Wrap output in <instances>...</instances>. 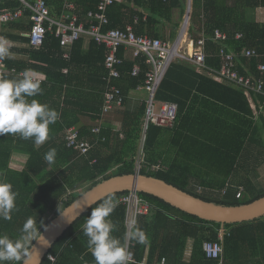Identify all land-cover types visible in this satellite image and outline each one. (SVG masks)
I'll return each instance as SVG.
<instances>
[{"label": "trees", "instance_id": "16d2710c", "mask_svg": "<svg viewBox=\"0 0 264 264\" xmlns=\"http://www.w3.org/2000/svg\"><path fill=\"white\" fill-rule=\"evenodd\" d=\"M17 1L6 0L3 6L16 8L20 6ZM46 1L52 15L63 12L65 0ZM72 1L76 4L75 12L80 21L89 25L87 14L97 10L100 0ZM135 3L144 12L134 10L127 14L129 3L116 2L109 6L107 16L110 22L104 30L126 29L128 21L133 24L134 16L138 15L140 21L134 25L138 34L148 32L152 37H164L155 32L154 27L172 24L174 29L169 38H177L188 0H135ZM257 7H264V0H192L188 33L196 40L203 33L207 36L209 65L220 68L219 50L225 45L227 50L237 53L241 74L260 75L258 65L264 62V22L249 17L251 10ZM176 10L181 22L174 21ZM145 14L148 15L147 20H144ZM8 26L6 38L22 42L25 46H10L11 58L4 59L6 70L2 78H20L13 69L43 75L42 93L28 99L48 105L58 112L59 117L49 125V138L38 148L33 140L22 139L18 134L0 135V181L9 183L12 191L17 193L12 219H0V234L16 238L27 218L31 217L38 226L46 227L52 218L97 183L115 175L136 172L147 99L133 103L131 94L145 84L149 67L143 56L125 60L119 67L121 76L113 81L125 96L124 107L102 118L104 93L108 87L105 46L93 39L86 44V37L82 36L68 49L70 57L65 58L67 49L61 46L60 39L54 34L49 32L44 45L35 49L29 46V38L21 36L18 31L26 29V25L20 21ZM216 29L227 33L228 39L214 40ZM237 33L243 36L237 39ZM248 48L256 49L258 56L246 57L244 52ZM19 54L25 57H19ZM120 55L124 56L123 49ZM137 63L141 66V73L133 76L132 70ZM64 69L67 73L63 72ZM155 99L176 102L178 115L170 129L149 125L140 173L164 179L207 201L226 205L250 203L264 195L263 186L254 184L247 176L264 164L263 97L258 99L256 113L242 89L224 84L189 64L177 61L170 66ZM101 118V130L94 133L92 130ZM115 121L120 123V127ZM72 126H77L80 136L92 144L85 155L67 146L66 131ZM168 131L172 134V142L164 149V137ZM52 148L56 149V157L55 162L49 164L44 156ZM14 152L28 156L23 170L11 167ZM156 165L160 167L152 169ZM241 170L247 173L241 184H228L229 178ZM201 185L204 188L202 193L197 191ZM240 186L245 191L238 198ZM129 192H116L106 198L114 196L119 201ZM140 195L152 204V210L149 215L139 218L138 226L145 232L147 243L132 241L136 262L131 264H142L147 250V264H153L154 260L161 262L162 258L166 259V264H172L184 238L195 239L188 264H264V217L223 226L176 208L155 195L144 192ZM103 200L64 232L42 264H95L83 225L92 208ZM125 213L126 207L118 203L108 218L115 226L112 235L122 243ZM222 227L225 228L221 240L223 254L220 259L208 258L204 242L219 240ZM49 254L56 257L54 262Z\"/></svg>", "mask_w": 264, "mask_h": 264}, {"label": "built area", "instance_id": "2783aa9c", "mask_svg": "<svg viewBox=\"0 0 264 264\" xmlns=\"http://www.w3.org/2000/svg\"><path fill=\"white\" fill-rule=\"evenodd\" d=\"M20 6L17 8L4 7L3 0H0V37L6 38V26L10 23L20 22L23 19L29 22V28L22 31V34L29 38V46L35 49L44 45L46 36L49 32L54 33L59 39L63 47L71 48L76 41L82 36L95 40L99 45L106 48L105 67L108 70V87L104 93V104L102 107V118L110 115L113 111L124 107L125 96L122 90L113 84L114 79L121 76L119 67L124 64L127 59V52H132L133 59L140 56L145 57L149 70L146 73V80L143 86L138 89L146 90L149 94L147 100L146 115L143 126V140L141 144V154L136 163V172H140L144 163V142L146 132L150 124L161 127H173L178 115V104L176 102L166 101L159 102L155 99L156 92L166 76L170 66L174 62H183L193 66L199 72L206 74L218 81L240 88L244 91L249 101L255 105L257 98L264 99V62L258 65L259 76L253 74H241L238 70L236 52L227 50L226 46H221L219 55L221 57V66L216 68L207 63V36L203 33L197 40L188 36L187 27L189 18L184 30L180 32L173 41L152 37L147 34H138L135 31V24L140 21L138 15L134 16V23L123 28H110L104 30V26L109 24L110 20L107 16V9L116 2L128 4L135 0H100L96 11H89V25L80 21L79 15L75 12L76 4L72 0H65L63 12L54 17L51 14L50 6L46 0H18ZM170 1V0H163ZM191 8V4L189 6ZM186 17V16H185ZM147 16H144L146 20ZM28 25V24H27ZM243 35L237 33L236 38L239 39ZM7 39V38H6ZM214 40L225 41L228 35L219 29L214 32ZM8 40V39H7ZM121 49L124 50V56L120 55ZM246 57L258 56L256 49L248 48L245 50ZM69 58L70 54H65ZM6 70L4 59L0 60V78L3 77ZM13 72L23 76L25 71ZM67 72V69H64ZM141 73V66L135 64L132 70L133 76ZM29 74L41 83L44 76L34 72ZM256 106V105H255ZM102 118L93 128L94 133H99L103 124ZM81 132L77 126H72L66 131L65 139L67 146L78 151L80 155H85L91 148L92 144L85 138L80 136ZM160 165L152 167L157 170ZM198 192L202 193L204 188L199 186ZM225 193V190L223 191ZM243 196V190L237 193V197ZM119 204L126 207L124 226L128 219L135 218L137 222L140 216L149 215L152 210V204L141 197L137 191H130L120 197ZM126 230V229H125ZM219 240L204 242V250L208 258L220 259L223 254L222 237ZM128 253L130 256L129 264L136 261L135 253L132 249V241L128 242ZM48 257L52 262L56 257L49 254ZM165 258L163 263H165Z\"/></svg>", "mask_w": 264, "mask_h": 264}, {"label": "clouds", "instance_id": "9594fccd", "mask_svg": "<svg viewBox=\"0 0 264 264\" xmlns=\"http://www.w3.org/2000/svg\"><path fill=\"white\" fill-rule=\"evenodd\" d=\"M11 58L9 41L0 37V60ZM42 93L41 82L34 79L28 71L15 79L0 78V135L18 134L22 139H31L36 145H43L49 138V125L58 120V112L35 99ZM56 149H49L44 159L55 162ZM17 193L9 183L0 181V219L11 220V213L16 210ZM116 198H105L102 203L92 208L84 222L83 232L88 238L87 244L95 259V264H129L128 242L147 243L145 232L133 217L125 223L123 243L112 235L115 226L108 219L117 207ZM77 210V215L79 214ZM60 217L67 222L66 216ZM75 219V217L73 218ZM44 231H41V228ZM42 224L31 217L27 218L16 238L0 234V264H39L41 250L51 246ZM36 242L35 244L33 242Z\"/></svg>", "mask_w": 264, "mask_h": 264}, {"label": "water", "instance_id": "95a60500", "mask_svg": "<svg viewBox=\"0 0 264 264\" xmlns=\"http://www.w3.org/2000/svg\"><path fill=\"white\" fill-rule=\"evenodd\" d=\"M189 17L190 9H188L185 18L183 30ZM122 191H137L139 193L144 192L155 195L176 208L202 219L221 223L223 226L226 224L253 221L264 217V195L250 203L226 205L202 199L168 183L164 179L152 175L142 174L140 172L115 175L102 180L86 190L60 212L69 220L73 221L67 222L60 217V214L50 220L45 227H48V231L44 232V234L50 240L51 246L41 250L39 264H42L54 243L78 218L107 196ZM78 208L81 210H79V214L77 215ZM74 217L75 219H73ZM33 243L35 244L36 242L34 241Z\"/></svg>", "mask_w": 264, "mask_h": 264}, {"label": "crops", "instance_id": "0c3cea01", "mask_svg": "<svg viewBox=\"0 0 264 264\" xmlns=\"http://www.w3.org/2000/svg\"><path fill=\"white\" fill-rule=\"evenodd\" d=\"M6 3H7L6 0H3V4H6ZM191 3H192V0H188L187 12H188V9H190V13H191V10H192V8L189 7ZM128 6H129L128 7L129 10L127 9V14H130V11H134V10H136V11L140 10V11L144 12V9H142L139 5H137L135 3V1H130ZM5 7H10V6L6 5ZM11 8H13V7H11ZM187 12L184 15V18L182 19V22H181V19L178 20V16H179L178 10H176L175 13H174V21L175 22H177V21L181 22V26H180V28L178 30V35H179V33L181 32V30H182V28L184 26V21H185V18H186L185 16L187 15ZM145 15L148 16L147 14H145ZM52 16L57 17L59 15H52ZM190 17H191V15H190ZM249 17L252 18V19L254 18L257 22L263 23L264 22V7H257L255 10H251V12L249 14ZM14 23H17V22H14ZM21 23H23L24 25L27 26L26 29L29 28V22L27 23V21L25 19H23L21 21ZM130 24H132V23L128 21V25H130ZM189 24H190V18H189ZM188 27H189V25H188ZM188 27H187V34H188V36H190L189 33H188ZM9 29H10V26L7 25L6 31H8ZM173 29H174V27H173L172 24H169V25L168 24H160V25H157L156 27H154L155 32L157 31L160 34L165 35L164 37H157V38H161V39H164V40H170V41L175 40V39L171 40L169 38L170 37V33L172 32ZM23 30H25V29H19L18 30L21 36H24L22 34ZM135 31H136V28H135ZM52 34H54V33H52ZM141 34H147V35L150 36V34L148 32H144V33H141ZM5 35H6V32H5ZM89 40H91V39L89 37H86V44H88ZM8 41H9L10 46H13L15 44H16V46H20V45L25 46V44L22 43V42L12 41V40H9V39H8ZM64 48L67 49V51L64 53V57H65V54H67V53L70 54V51H68V49H70V48H68V47H64ZM126 55H127V57H126L127 59L135 60L132 57V52L131 51H128ZM18 56L21 57V56H24V55L19 54ZM65 58H67V57H65ZM28 72H33V71H28ZM63 72H64V70H63ZM34 73H36V72H34ZM65 73H67V72H65ZM37 74H39V73H37ZM18 76H20V75H18ZM20 77H22V76H20ZM131 98H132V102L136 103V102H139V101H141V100H143L145 98L148 100L149 94H148V92L146 90L137 89L136 91L132 92ZM258 99L259 98H257V100H256V104H255L256 106L253 105L250 102L251 105H252V108L254 109V111L256 113H257V102H258ZM168 129H170V128H168ZM171 142H172V134L168 131L166 133L165 137H164V142H163L164 143V145H163L164 149H167ZM39 146H41V145H37V148ZM27 160H28V156L26 154H23V153H20V152H14V154L12 156V160H11V167L13 169H16V170H23L26 167ZM246 174L247 173L243 172V170L239 171V174H236L235 176H232L231 178H229L228 184L230 183L231 185H233V184L234 185H240L241 184V180H244V176ZM263 175H264V168H263V166H261V167H259L257 169V171H254V172H252L251 174H249L247 176H249L251 178V180L254 182V184L262 186L261 182H262V179L264 177ZM194 183L196 184V181H194ZM197 183H199V182L197 181ZM240 190H243V193L245 191L243 186H240L238 192ZM224 232H225V228L222 227V229L220 230V235H223ZM194 247H195V239L194 238H184V239H182L181 242H180V246H179L178 256L175 258V260H174V262L172 264H188L189 261H191V257H192L193 251H194ZM148 254H149V251L147 250L146 255H145V260L142 262V264H147ZM163 259L164 258H162L161 262L154 260L153 264H166V261H165V263L162 262ZM198 264H205V263L204 262H198Z\"/></svg>", "mask_w": 264, "mask_h": 264}, {"label": "rangeland", "instance_id": "374dc122", "mask_svg": "<svg viewBox=\"0 0 264 264\" xmlns=\"http://www.w3.org/2000/svg\"><path fill=\"white\" fill-rule=\"evenodd\" d=\"M111 117V116H110ZM116 122V125L118 126V127H120V123H118V121H115ZM157 166V165H156ZM263 166V168H264V164L262 165ZM244 172V171H243ZM264 176V175H263ZM262 186H263V188H264V177H263V179H262Z\"/></svg>", "mask_w": 264, "mask_h": 264}]
</instances>
